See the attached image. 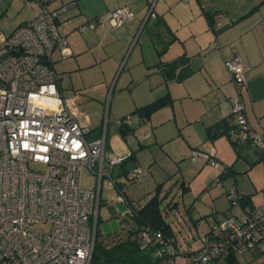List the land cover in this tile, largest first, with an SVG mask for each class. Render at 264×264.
I'll use <instances>...</instances> for the list:
<instances>
[{"label":"built area","instance_id":"built-area-1","mask_svg":"<svg viewBox=\"0 0 264 264\" xmlns=\"http://www.w3.org/2000/svg\"><path fill=\"white\" fill-rule=\"evenodd\" d=\"M47 2H37L40 12L31 21L9 35L0 32V264H89L102 190L114 188L116 201L125 202L128 185L145 171L138 166L115 178L116 167L130 152L108 155L106 130L94 136L89 118L60 92L52 55L68 57V43L56 26L58 11ZM133 17L128 7H119L109 13L108 23L117 29ZM214 22L217 26L219 18ZM98 23L93 19L81 30ZM225 66L239 86L246 83V69L237 59ZM231 111L237 124L232 134L264 157V137L249 126L240 99L232 101ZM191 159L220 169L213 152L193 151ZM82 166L96 177V188L80 187ZM227 196L232 204L240 199L235 189ZM124 215L134 212L127 206ZM45 224L48 233L33 229ZM200 239L187 264H216L246 252L264 255V205L222 219ZM139 241L142 248L158 242L156 256L167 255L169 264L184 255L178 241L150 227L140 232Z\"/></svg>","mask_w":264,"mask_h":264},{"label":"crops","instance_id":"crops-1","mask_svg":"<svg viewBox=\"0 0 264 264\" xmlns=\"http://www.w3.org/2000/svg\"><path fill=\"white\" fill-rule=\"evenodd\" d=\"M38 1L0 0V32L9 35L20 24L31 21L40 12ZM47 5L50 10L58 11L56 26L59 33L66 38L69 51V56L64 58L59 52H54L52 68L58 71L53 63L67 61L64 64L67 68L58 71L60 76L65 72L70 76L78 75L85 78L82 89L64 91L59 83V90L64 96L68 94L69 96L65 97L73 104L78 103L85 109L93 108L94 112L97 110L90 93L95 92L98 85L102 86L105 79L112 80L115 73V70L103 65L107 56L105 59L101 58L102 48L104 46L107 48L113 43L128 47L139 28L141 35L145 31L148 33L149 28L157 31L154 32L157 61L153 65H143V75L140 74L139 78L134 76L133 72L129 73V80L134 81L136 77L144 80L147 86L144 93L147 96L151 95L154 91L153 87H156L157 97L159 96L156 99L168 96L171 102L152 113L148 119H143L135 110L156 99L147 104H140L142 100L136 99L134 102L136 108L131 114L136 115L138 121L133 126L129 115L128 123L123 125L133 128V133L127 137H136L140 148H144L151 139L154 143L160 141L158 138L162 137V131H156L154 135L152 120H158L159 116L164 114L163 116L168 115V122H173V128L169 130L171 132L169 139L175 142L172 145L175 159L184 161L187 160L186 157L191 159L193 151L213 152L217 157L216 140L225 139L233 149H236L239 145L234 147L231 141L242 140L239 134H232L231 140L222 136L211 142L207 140L206 133L207 128L217 122L225 118L232 119L234 99L242 101L249 126L264 135V3L262 0H48ZM119 7H128L134 17L122 27L113 29L108 23V16ZM206 13L214 16L215 19L219 18L217 27L219 31L215 32L209 27ZM93 19L99 20L94 28L81 30L82 26ZM230 59H237L246 69V83L243 86H239L225 66V61ZM176 60H180L177 63L179 66L172 71L173 76L167 78V74H170L164 70V65ZM87 81L92 82L94 86H85L89 84ZM98 81L100 83L97 85ZM100 90L106 91L103 87H100ZM138 96L140 98V95ZM175 110L178 111L179 118L176 117ZM85 115L91 121L89 115ZM118 121L120 120L116 122ZM163 121L159 120V125H163ZM233 123H235L234 119H232ZM98 125L91 127L95 133L100 129ZM119 128L120 126L115 123L117 139L123 142L120 141L115 151L110 150L108 155L125 157L128 152L134 150L129 146L127 137L121 138ZM140 128L143 134L137 136ZM156 135L158 137H155ZM242 142L243 146L250 149L244 140ZM191 161L202 166L205 164L192 159ZM174 163L176 164L177 161L175 160ZM133 165L140 166L135 160ZM227 175L228 173L221 172L217 176L218 183ZM216 185L222 188L224 184L219 186L216 182ZM229 191L230 189L225 194L227 199ZM130 202L134 203L125 196V202L120 203H126L128 206ZM109 209L113 214L116 213L113 207ZM217 222L219 221H215L207 232L198 237L199 245L196 248L184 252L185 264L189 262V255L201 246L200 238L208 234ZM173 235V239L178 241L174 232ZM237 255L236 264H238ZM226 263H228L226 259H221L216 264Z\"/></svg>","mask_w":264,"mask_h":264},{"label":"rangeland","instance_id":"rangeland-1","mask_svg":"<svg viewBox=\"0 0 264 264\" xmlns=\"http://www.w3.org/2000/svg\"><path fill=\"white\" fill-rule=\"evenodd\" d=\"M140 31L141 28L136 31L134 39L126 48L119 43L102 48L101 58L105 59L107 56L103 65L109 66L115 70V73L112 80L105 79L102 86L98 85L100 83L98 81V88L95 92L90 93L94 98L97 112H94L93 108L85 109L78 103H74L79 111L89 115L92 128L99 124L100 132L106 130L107 154L110 153V150L115 151L122 141L117 139L116 121L131 115L132 125H136L138 118L131 114L136 108L134 105L136 99L142 100L140 104H147L159 97H157L156 87H153L154 91L151 95L147 96L144 93L147 88L144 80H139L137 77L134 81L129 80V73L133 72L134 76L139 78L140 74L143 75V65H153L157 61L155 58L156 47H154L156 42L154 32L157 31L149 28V34L145 31L142 35ZM66 63L67 61L59 62V64L54 62L53 65L60 71L67 68V65H64ZM58 71L56 72L59 73ZM61 76L60 87L64 91L83 88L84 77L70 76L65 72ZM87 82L89 84L85 86H94L91 84L92 82ZM100 87L106 91L100 90ZM175 114L179 118L178 111ZM161 115L158 120H152V132L155 135L156 131H162V137L158 138L162 144L154 143L151 139L144 148H140L136 137L126 138L129 146L134 150L135 162H138L145 171L127 187L125 196L134 203H145L150 196H153L157 186L161 185V214L170 224L184 252H189L199 245L198 237L207 232L215 221H220L228 216H241L247 207L264 205V160L260 158L258 152L243 146L242 140L238 139H233L237 140L239 145L236 149H233L225 139L216 140L215 146H218V154L217 157L215 155V159L220 164V169L214 168L210 163L199 165L191 161L190 157H186V161L175 159L173 157L175 155L174 146H172L175 142L169 139L171 134L169 130L173 128V122L167 121L168 115ZM159 120L164 122L163 125H159ZM141 133L143 134L140 128L137 136ZM119 154L124 155L117 153V155ZM226 169H231L232 172L225 179L220 180V183L224 184L222 188L218 187L216 185L217 176ZM103 183H106V180ZM79 185L81 188H96L97 186L96 177L84 166L80 169ZM229 189H235L239 196L250 198V203L245 205L240 201L236 204L230 203L225 196ZM116 195L114 188L104 189L101 192L97 231L102 239L110 238L115 233L124 236L133 224L131 218L124 215L127 209L126 203L117 202ZM191 206L192 208H190ZM110 207H113L115 214L110 211ZM200 218L203 219L196 222ZM33 229L48 233L50 225L45 224L44 229L40 225H36ZM251 254L247 252L238 254V264H264V255ZM184 259V256L180 257L175 261V264H185Z\"/></svg>","mask_w":264,"mask_h":264},{"label":"trees","instance_id":"trees-1","mask_svg":"<svg viewBox=\"0 0 264 264\" xmlns=\"http://www.w3.org/2000/svg\"><path fill=\"white\" fill-rule=\"evenodd\" d=\"M262 3H264V0H262ZM206 18L209 27L215 32L219 31L217 28L219 25L216 26L214 22L215 17L206 13ZM179 61L180 60H176L164 65V70H167L166 72L170 74H167V78L173 76L172 71L179 66L177 65ZM170 102L171 99L168 96H164L145 106L137 108L135 112L139 113L143 119H148L152 113L165 107ZM231 118L234 119V117ZM232 119L225 118L208 127L206 131L207 140L213 142L215 139L222 136L231 140L232 132L237 130L236 121L234 119L235 123L232 124ZM120 120L122 121L123 119ZM132 133L133 128L124 125L119 128V134L122 139ZM93 134L94 136H98L100 131L96 133L93 131ZM231 144L236 147L238 144L237 140H232ZM259 155L261 159L264 160V157H262L260 153ZM134 159V152H130L129 156L123 159L116 167L114 177L118 179L125 177L128 171L137 167L133 165ZM231 172V169H226V171H224V173L228 174H231ZM160 190L161 185H158L154 195L144 204L132 202L128 204V207L134 212V215L130 217L133 224L126 231L124 236L120 233H115L110 238L102 239L96 229L94 247L89 264H169V257L167 255H163L162 257L156 256V253L161 247L158 242L151 243L142 248L139 241L140 232L144 230L145 227H150L152 230L159 231L164 239H170L174 236L170 225L165 221L160 211L162 201V198L159 197ZM239 201L245 205L246 203H250V198L240 196ZM235 258L236 255H232L226 258V260L229 264H236Z\"/></svg>","mask_w":264,"mask_h":264},{"label":"bare ground","instance_id":"bare-ground-1","mask_svg":"<svg viewBox=\"0 0 264 264\" xmlns=\"http://www.w3.org/2000/svg\"><path fill=\"white\" fill-rule=\"evenodd\" d=\"M218 25H219V24H218ZM218 25H217V26H218Z\"/></svg>","mask_w":264,"mask_h":264}]
</instances>
